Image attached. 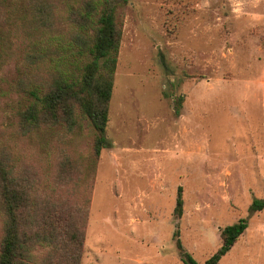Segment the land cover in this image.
<instances>
[{
  "label": "rangeland",
  "instance_id": "1",
  "mask_svg": "<svg viewBox=\"0 0 264 264\" xmlns=\"http://www.w3.org/2000/svg\"><path fill=\"white\" fill-rule=\"evenodd\" d=\"M83 1L0 0V25L15 52L0 67V144L17 176L40 206L51 198L72 212L83 234L79 264H183L177 239L202 264L221 246V230L241 219L248 227L219 264H264V211H249L264 199V0L118 7L107 147L97 160L87 122L73 133L41 127L18 136L14 117L25 104L17 80L49 79L45 66L25 61L45 17L40 6H49L48 33L64 46L68 8ZM34 253L39 261L47 255Z\"/></svg>",
  "mask_w": 264,
  "mask_h": 264
},
{
  "label": "trees",
  "instance_id": "2",
  "mask_svg": "<svg viewBox=\"0 0 264 264\" xmlns=\"http://www.w3.org/2000/svg\"><path fill=\"white\" fill-rule=\"evenodd\" d=\"M126 2L84 0L73 3L67 11L71 36L64 46L48 33L49 6H40L38 12L45 17L38 19L41 24L38 39L30 42L31 51L25 61L32 68L45 66L49 79L46 84L39 85L28 79L26 83L17 80L13 85L25 102L14 114L16 135L26 136L41 127H61L73 133L81 129L85 121L94 132L93 152L97 160L107 147L105 132L121 42L116 12ZM9 38L4 25H0V67L15 55ZM175 114H178L177 109ZM69 163L67 159L60 163V180L65 178ZM17 169L0 144V212L3 216L0 264H79L83 234L72 222V212L55 205L51 198L40 206L35 190L17 176ZM249 211H264V199H253ZM182 213L183 200L178 188L174 214L181 217ZM247 227L246 219L225 226L220 233L221 246L202 264H219ZM176 246L183 264H200L183 249L179 239ZM36 248H43L47 253L40 261L34 253Z\"/></svg>",
  "mask_w": 264,
  "mask_h": 264
}]
</instances>
